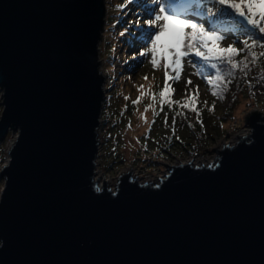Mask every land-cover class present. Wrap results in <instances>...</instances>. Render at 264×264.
Wrapping results in <instances>:
<instances>
[{"label": "water", "instance_id": "obj_1", "mask_svg": "<svg viewBox=\"0 0 264 264\" xmlns=\"http://www.w3.org/2000/svg\"><path fill=\"white\" fill-rule=\"evenodd\" d=\"M106 13V0H0V142L17 134L0 172V264H264L260 112L209 165L100 185Z\"/></svg>", "mask_w": 264, "mask_h": 264}, {"label": "rangeland", "instance_id": "obj_2", "mask_svg": "<svg viewBox=\"0 0 264 264\" xmlns=\"http://www.w3.org/2000/svg\"><path fill=\"white\" fill-rule=\"evenodd\" d=\"M126 4L127 0H106V28L99 46L100 70L105 76L106 83L105 102L99 130L100 149L96 178L100 180L101 186L105 180L112 190L115 189L119 176L131 172V169L141 183L157 184L159 178L169 172L165 165L191 162L195 166L209 165L217 157L215 151L217 148L220 150L226 145L236 143L238 137L250 135L251 128L245 121L249 114L260 112L264 115V79H261V69H264V61L261 59L264 56L258 57L255 62L249 57L247 75L240 73L239 84L242 88L236 96L239 102L234 105L231 121L225 125L223 132L214 131L212 125L216 122L212 124L214 119L209 113L214 106L212 112L219 115L225 114L224 111L229 107L230 100H220L216 105L210 92V86L200 75L195 74L197 69L187 64V58L184 61V69L179 82L169 80L171 88L169 92L161 96L160 93L165 85V61L161 59L160 66L154 69L149 53L138 71L129 70L128 63H131L132 55L124 52L121 46L114 49L115 40L108 35L107 28L116 21L117 13L124 10L125 14L131 7V4ZM121 5H126V7H121ZM146 17L148 18L145 16L141 19L140 17L133 19L131 16L125 23L130 22L136 26L135 21L139 20L140 27H146L144 23ZM194 22H200L199 18H196ZM203 22L207 28V20ZM131 26L128 25V27ZM126 31L125 27L122 28V32ZM226 36L228 38L218 47L226 48L232 44V37L228 34ZM240 39L244 38L240 37ZM235 45L241 48L240 44ZM140 47L144 49L146 44H141ZM254 51L259 54L264 52V49L256 47ZM168 73L169 76H175L170 68ZM189 79L192 81L191 85L187 84ZM171 89L175 91L172 92ZM246 95L247 97H244ZM194 96L195 101H193ZM1 97L2 92L0 91V118L3 112ZM137 100L139 103H133ZM186 103L188 107H184ZM170 104L171 107H169ZM193 106L200 112L199 120H197L196 113L189 110ZM145 117L147 122H145ZM174 117L175 123H173ZM165 118H167V126ZM202 118H205L203 123H207L208 126L203 132L204 140L200 141L197 135L190 130L189 125H195ZM196 126L199 125L196 124ZM16 137L17 134L10 131L6 139L0 142V172L8 163V152L13 147ZM153 154L157 155L155 162L151 161ZM4 182V179L0 178V194Z\"/></svg>", "mask_w": 264, "mask_h": 264}, {"label": "snow or ice", "instance_id": "obj_3", "mask_svg": "<svg viewBox=\"0 0 264 264\" xmlns=\"http://www.w3.org/2000/svg\"><path fill=\"white\" fill-rule=\"evenodd\" d=\"M134 2L138 0H127V4ZM150 4L153 7L149 8L148 19L144 21L147 28L141 29L146 47L139 55L147 57L150 53L154 69L160 66L161 59L165 61V85L161 96L169 92V80L179 82L181 79L186 58L187 64L197 69L195 74L210 86L211 95L223 99L227 85L232 82L226 76L235 78L236 72L247 75L249 57L255 62L258 55L264 56V52L257 54L254 51L256 47L264 49V0H150ZM196 18L200 22H194ZM204 20L208 22L207 28ZM135 24L140 28L139 20ZM226 34L232 37V44L226 48L218 47L228 38ZM235 44H240L241 48H236ZM241 51L247 53L245 59L235 60ZM169 68L175 73L174 77L169 76ZM206 68L208 72H205ZM261 79H264V69H261ZM187 84H192L191 79ZM195 99L194 96L193 101ZM133 103H139V100ZM184 107H188L187 103ZM189 110L196 113L197 120L200 119L197 108L193 106ZM211 110L214 111V106Z\"/></svg>", "mask_w": 264, "mask_h": 264}, {"label": "trees", "instance_id": "obj_4", "mask_svg": "<svg viewBox=\"0 0 264 264\" xmlns=\"http://www.w3.org/2000/svg\"><path fill=\"white\" fill-rule=\"evenodd\" d=\"M151 7H153V5L149 4L148 0H138V2L132 3L130 8L128 7L129 9H127L128 11L125 14H124V10H120V12H118L116 15V17H117L116 21L112 22V24L109 26V28H107V32L109 31L108 35L115 40L116 47H114V49H117L121 46V47H123L124 52L126 51V53H129L132 55L130 57L131 63H128V69L129 70L135 69L134 72L138 71L143 60L145 59V57H142L139 55V52L141 50L145 49V48L143 49V47L142 48L140 47L141 44H146L145 38L142 35L141 29H146L147 26L137 28L135 25H133V23L129 22L126 24L125 21L128 20L131 16H133V19H135L137 17H140V19H141L142 17L148 16V10ZM146 19H148V18L146 17ZM128 25H132V26L128 27ZM124 27L126 28L127 31L123 32L124 35H121L122 28H124ZM234 46L236 48H239L237 45H234ZM246 55H247V53L245 51H241L234 59L237 61H242L245 59ZM258 57H260V56H258ZM261 60L264 61V58H262ZM261 60H259V61H261ZM221 67H223V66H221ZM207 71H209V69L206 68L205 72H207ZM211 71H215V70H211ZM234 71L236 72V70H234ZM239 76L241 78V75L238 72H236L235 78H229L226 76V79H231L232 82L227 85V90L223 94L224 95L223 99H227V100L229 99L230 100L229 107L226 109V111H224L225 114L219 115V114L212 112V111L209 113L212 116L211 118L214 119V121H212V124H214V122H216L214 125H212V126H214V131L218 132L220 130L223 132V129H225V125L231 121V118H232L231 116L233 113V107L237 102H239L237 100L236 96L238 95V93L241 91V88H242V85L239 84V82H240ZM245 91H247V90H245ZM243 95H245V93ZM244 97H247V95ZM248 98L250 100H252V98H250V97H248ZM170 99H171V97H170ZM213 99H214V102L216 103V105L220 102V100L223 101V99H219V98L214 97V96H213ZM204 120H205V118H202L200 121L196 122L195 125H193V124L189 125L190 130L197 135V137L200 141H201V139L204 140L203 132H205V128L208 126L207 123H203ZM196 124L199 126H196ZM210 136H212V135H210ZM206 139H209V138H206ZM152 157H153V159L151 161L155 162L157 155L153 154ZM137 160H140V159H137Z\"/></svg>", "mask_w": 264, "mask_h": 264}, {"label": "built area", "instance_id": "obj_5", "mask_svg": "<svg viewBox=\"0 0 264 264\" xmlns=\"http://www.w3.org/2000/svg\"><path fill=\"white\" fill-rule=\"evenodd\" d=\"M165 176H163V177H160V179H162V178H164Z\"/></svg>", "mask_w": 264, "mask_h": 264}, {"label": "bare ground", "instance_id": "obj_6", "mask_svg": "<svg viewBox=\"0 0 264 264\" xmlns=\"http://www.w3.org/2000/svg\"><path fill=\"white\" fill-rule=\"evenodd\" d=\"M158 181V180H157ZM159 182V181H158Z\"/></svg>", "mask_w": 264, "mask_h": 264}]
</instances>
